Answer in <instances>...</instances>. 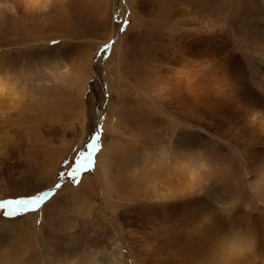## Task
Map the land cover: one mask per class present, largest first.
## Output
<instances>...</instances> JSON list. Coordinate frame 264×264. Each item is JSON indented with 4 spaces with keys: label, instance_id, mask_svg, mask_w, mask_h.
Returning a JSON list of instances; mask_svg holds the SVG:
<instances>
[{
    "label": "bare ground",
    "instance_id": "6f19581e",
    "mask_svg": "<svg viewBox=\"0 0 264 264\" xmlns=\"http://www.w3.org/2000/svg\"><path fill=\"white\" fill-rule=\"evenodd\" d=\"M0 1L2 40L17 55L40 50L37 60L77 109L80 138L68 150L85 147L95 59L114 47L96 174L115 221L148 227L147 238L131 232L141 249L135 264H264V0ZM9 23L22 32L3 33ZM11 60L0 51V100L21 116ZM40 107L27 111L35 116ZM210 173L221 178L205 199ZM123 208L148 213L125 218ZM65 264L103 263L70 254Z\"/></svg>",
    "mask_w": 264,
    "mask_h": 264
},
{
    "label": "rangeland",
    "instance_id": "374dc122",
    "mask_svg": "<svg viewBox=\"0 0 264 264\" xmlns=\"http://www.w3.org/2000/svg\"><path fill=\"white\" fill-rule=\"evenodd\" d=\"M0 6H3L2 1ZM226 8L227 4H222L220 13L225 14ZM234 10L229 9L233 15L237 12ZM121 27L123 30L119 34L122 35L125 24ZM2 32L21 33L22 30L15 31L9 23L2 27ZM2 39L0 37V51L6 53L12 63H16L11 72L17 79V91L22 97L24 113L17 116L15 109L8 108L10 99L0 100V107L7 106L0 111V202L29 198L39 193H48V196L37 211H19L17 215L9 217L4 215L7 209L0 208V264H65L70 254H96L103 264H111L114 257H117L120 264H135L134 255L141 249L136 246L131 232L145 233L143 237L147 238L148 227L129 225L126 219L115 221V211L107 207L98 188L96 174L102 152L103 125L108 115L109 98L105 94L103 82L105 62L114 47L102 50L95 59L94 66L98 69L99 76L91 80V87L89 86L86 94L88 135L82 140L85 147L83 150H68L67 146L73 136L80 138V123L77 120V109L73 107V110L67 105L65 85H55L50 72L41 66L37 60L40 50L17 55L16 45ZM55 51L57 54L56 49L53 52ZM63 56L66 57L65 54ZM57 63L59 64V59ZM38 104L41 107L43 105L45 110L40 109L35 116L27 111L32 105ZM94 139L97 150L94 152L92 164L89 165L83 155L92 151L88 145ZM64 141L66 145L62 148ZM79 146L78 144L76 147ZM78 160L81 165L78 169L79 175L73 179L71 173L77 170ZM208 164L214 166L216 162L208 159ZM210 174L207 176L210 182L205 199L215 196L212 189L221 178L220 174ZM86 178L91 180L89 185L91 184L90 187L92 186L95 193L85 187L87 185L83 180ZM241 179L244 180V194L248 195L249 178L243 175ZM221 188L228 190L223 181L220 191ZM122 211L125 218H129V214L141 217L148 213L145 211L142 214L135 212L136 210L133 212L128 208H123ZM116 225L122 227L118 234L115 233V229H118ZM142 242H145L143 238ZM117 245L121 248L117 249ZM23 249L28 250L29 257L25 256L27 251L22 252ZM139 260L140 257L137 261Z\"/></svg>",
    "mask_w": 264,
    "mask_h": 264
},
{
    "label": "snow or ice",
    "instance_id": "6c2138e0",
    "mask_svg": "<svg viewBox=\"0 0 264 264\" xmlns=\"http://www.w3.org/2000/svg\"><path fill=\"white\" fill-rule=\"evenodd\" d=\"M88 148L92 149V151L88 152L86 155H83V159H85L90 165L93 162L94 152L97 150L95 139L92 143L88 145ZM80 167H81L80 161L78 160L77 170H73V172L71 173L73 176V179H75V177L79 175L78 169H80ZM57 187H59V185H57ZM47 196H48V193H39L29 198L6 200L3 202H0V208L7 209V211L4 212V215L9 216V217H13L17 215L19 211H25V212L37 211L44 204Z\"/></svg>",
    "mask_w": 264,
    "mask_h": 264
}]
</instances>
